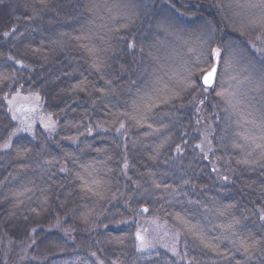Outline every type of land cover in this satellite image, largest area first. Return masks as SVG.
<instances>
[{"label":"trees","instance_id":"16d2710c","mask_svg":"<svg viewBox=\"0 0 264 264\" xmlns=\"http://www.w3.org/2000/svg\"><path fill=\"white\" fill-rule=\"evenodd\" d=\"M86 22L99 24V60ZM209 48L222 63L207 92ZM227 74L236 109L216 94ZM19 91L41 97L57 131L0 151V264H264L262 0H0V145L17 131L8 101ZM203 127L209 154L196 147ZM234 220L256 242L250 259L226 231ZM154 223L176 234L177 255L137 250Z\"/></svg>","mask_w":264,"mask_h":264},{"label":"rangeland","instance_id":"374dc122","mask_svg":"<svg viewBox=\"0 0 264 264\" xmlns=\"http://www.w3.org/2000/svg\"><path fill=\"white\" fill-rule=\"evenodd\" d=\"M102 6H104V5L102 4L101 7ZM96 9H97V11L99 10V8H96ZM102 9H104V7H102ZM98 25L99 24L96 25L95 22H94V24L86 22L82 25V28L80 26L82 39H84V41L87 45V48H92L93 46L100 44L98 39H99V37H102V36L100 33H98V35L96 33V26L98 27ZM86 53H87V55H89V57L92 60L95 57H97V59H98L99 58L98 55L100 54V52L98 50H95V49H94L93 53H89L88 49H86ZM233 72L234 71H231L232 74H234ZM173 75H174V71H173ZM226 76H227L226 80L223 81L224 82L223 92L230 93L231 92L230 90H232V89H230V86L233 83V82H231L232 78H230V77H232V75L227 74ZM160 78H161L160 80H162L161 84H163L164 80L166 82L167 81L170 82L172 80L169 76H162ZM174 79H176V78H174ZM217 79H218V77H217ZM164 85H162V86L166 90L171 89L170 87H167ZM174 86L177 87L178 85H173L171 83V87H174ZM179 87H180V85H179ZM208 91H210V90H208ZM153 92H155V90H153ZM17 93H19V98L16 99L15 104L13 106V110L11 111L12 117H13V114L15 113L17 118L15 120L13 118L12 119L18 126L17 130L26 127L27 124H29V123L32 125V127H31L30 131H19L18 134L15 135L12 139H14L15 137H18V136H22V135L29 136L30 138H34L35 137V131L37 128H41L48 136L54 135L57 131V122L55 121V119L51 115H49L45 112V110L43 108L44 106H43L41 97L37 94H25V93L20 92V91ZM17 93L9 101L13 100L14 97H17ZM37 96L39 97L38 100L35 99V97H37ZM146 96H147L146 98L150 97L149 94H147ZM25 97H28L29 99H24ZM9 101H8V105H9ZM21 106H24L25 108H35V111L34 112L16 111V109L20 108ZM49 117L51 118V121H49ZM25 118H27V119H25ZM50 122L54 123V125H55L54 130H47L45 128L44 125L48 124ZM203 129L205 131V136L203 139L202 147H203V151H205L206 154H209V148L211 146V144H210L211 131H210V127H203ZM92 173H93L92 174L93 178H97L98 175L101 174L100 171H96V170L93 171ZM92 186H94V185L92 184ZM153 225L152 224L151 225L145 224L144 227H142L139 230V233L145 238V240L152 245L151 248H149L147 251H144L143 253H146V252L149 253V252L158 251V250H167V251L169 250V252L172 253V251L170 249H172L173 247L175 248L174 244L178 238L176 236V234L171 233V231L164 225H160L158 223H154ZM138 244H139V241H138Z\"/></svg>","mask_w":264,"mask_h":264},{"label":"snow or ice","instance_id":"6c2138e0","mask_svg":"<svg viewBox=\"0 0 264 264\" xmlns=\"http://www.w3.org/2000/svg\"><path fill=\"white\" fill-rule=\"evenodd\" d=\"M41 2H43V0H41ZM262 3H264V0H262ZM119 30V29H118ZM12 32H15V28L12 29ZM10 35L9 32H5L4 36L7 38ZM128 48H134L135 44L134 43H129ZM87 47V46H85ZM257 52H260V49H256ZM89 53H93L94 49L92 48H88ZM19 63V62H18ZM222 63V56H221V50L219 48L216 49H211L209 48L205 53L202 54V60L199 63V71L201 73L200 76V80L202 81L203 87L205 91H208L209 89H212L214 82L216 81L217 77H218V69L220 68ZM23 66V65H21ZM93 67L97 70V71H101L102 68V64H94ZM233 79H236L235 77H233ZM187 84L189 87H196V82L192 81V80H188ZM218 96H221L223 98H225L226 102L228 103V105L233 108L236 109L238 108L240 101L238 99H236V95L235 93H225L223 91L217 92L216 93ZM19 98V93H17V97H14L13 100L9 101V111L13 110V106L15 104L16 99ZM7 99V98H5ZM24 99H29L28 97H25ZM36 100L39 99V97H35ZM160 100V102H167L166 98H158ZM157 105V100H150L145 104V109L150 111L151 108L155 107ZM16 111H20V112H34L35 108H25L24 106H21L20 108L16 109ZM249 116L251 115V113L248 114ZM14 120L17 118L15 113L13 114L12 117ZM27 119V118H25ZM146 119V116L143 118ZM49 121H51V118L49 117ZM249 123H251L252 121H248ZM138 123H142V120H138ZM45 128L47 130H54L55 125L54 123H48L44 125ZM149 127H151V125H148ZM32 125L29 123L27 124L26 127L18 129L16 132L11 133V135L9 136V138L2 144L0 145V151H7L9 149L12 148V137L17 135L19 131H30L31 130ZM120 128H124V125L121 124ZM119 131V129L117 130ZM89 133H91V129H89ZM197 148H200L203 151V147L202 144H197L196 145ZM257 147L261 148V158L264 159V146L261 145H257ZM177 152L180 151V148L177 147ZM209 150H211L209 148ZM249 161L247 159L240 161V163H245L247 164ZM128 168V164L127 162L124 163V169ZM63 170V169H62ZM225 179H227V177H225ZM144 211L146 212L147 209H144ZM259 219L261 221H264V211H262L259 215ZM240 224L239 220H234L231 224L228 225L226 231L230 232L232 236H236L238 237L237 239L231 240V243L236 247L237 251L242 252L244 255H246L249 259L251 258L250 253L252 252V250L255 248L256 246V242H252L249 243L247 240L239 238L238 236V232H237V226ZM146 231V230H145ZM189 231L192 232H196V226H191L189 228ZM228 238V237H225ZM136 239L139 241V244L137 246V250L140 252H144L147 251L149 248L152 247V245L147 242L145 240V238L139 233L137 232L136 234ZM201 243L204 244V247L206 248H210L211 250L215 251L218 255L224 256L226 255L225 253H222L219 251V249L214 246L211 245L208 242H205V239L203 237H201ZM173 253V255H177L176 249L173 247L172 249H170ZM92 255H95V253H93ZM99 264H102V261L99 262Z\"/></svg>","mask_w":264,"mask_h":264},{"label":"water","instance_id":"95a60500","mask_svg":"<svg viewBox=\"0 0 264 264\" xmlns=\"http://www.w3.org/2000/svg\"><path fill=\"white\" fill-rule=\"evenodd\" d=\"M216 80H217V79H216ZM215 85H216V81L214 82L212 89L215 87ZM209 90H210V89H209Z\"/></svg>","mask_w":264,"mask_h":264}]
</instances>
